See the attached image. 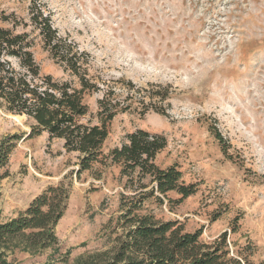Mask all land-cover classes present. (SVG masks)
<instances>
[{
	"label": "rangeland",
	"instance_id": "obj_1",
	"mask_svg": "<svg viewBox=\"0 0 264 264\" xmlns=\"http://www.w3.org/2000/svg\"><path fill=\"white\" fill-rule=\"evenodd\" d=\"M41 1L59 35L86 54L83 67L100 85L86 99L90 111L108 90L131 104L112 120L104 154L137 129L161 133L167 146L156 162L177 165L196 185L183 202H169L179 197L173 191L162 205L147 201L148 209L188 231L202 228L206 243L227 232L230 256L264 264V0ZM31 5L0 0L10 16L4 25L16 20V30L29 34L43 74L78 86L45 48ZM210 127L222 134L226 152ZM30 130L25 115L0 107V140L23 136L0 180V222L61 181L70 184V197L58 242L32 249L16 239L0 248L8 264H111L123 232L121 193H133L120 167L99 162L78 174V154L62 139L28 137Z\"/></svg>",
	"mask_w": 264,
	"mask_h": 264
},
{
	"label": "trees",
	"instance_id": "obj_2",
	"mask_svg": "<svg viewBox=\"0 0 264 264\" xmlns=\"http://www.w3.org/2000/svg\"><path fill=\"white\" fill-rule=\"evenodd\" d=\"M31 11L45 48L77 78L78 86L43 74L29 34L16 30V20L11 27L5 26L10 16L0 10V107L26 116L31 128L28 137L47 132L50 138L62 139L68 152L78 154V174L99 162L109 161L120 167L122 177H126L124 188L133 193H121L123 212L118 223L123 232L116 238L111 264H247L229 255L227 232L206 243L201 240L202 228L188 231L178 220H162L148 209L147 201L162 205L173 191L179 197L169 198V202L181 203L196 192V185L184 181L177 165L162 167L156 162L158 153L167 146L161 133L137 129L127 134L124 143L104 154L112 120L128 111L131 104L108 90L97 100L96 112H91L86 99L101 88L83 67L86 54L59 35L41 0H32ZM209 129L226 152L222 134L214 127ZM22 137L11 134L0 140V180L8 176L12 151ZM69 197L70 184L61 181L48 186L19 215L0 222V248L16 239L32 249L55 245L56 226ZM232 231L237 232V227ZM0 264H8L1 249Z\"/></svg>",
	"mask_w": 264,
	"mask_h": 264
}]
</instances>
